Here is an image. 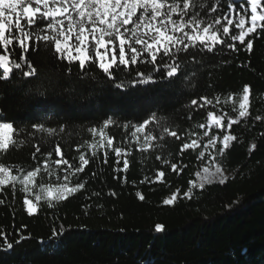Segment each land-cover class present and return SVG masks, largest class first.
Returning a JSON list of instances; mask_svg holds the SVG:
<instances>
[{
  "label": "trees",
  "instance_id": "obj_1",
  "mask_svg": "<svg viewBox=\"0 0 264 264\" xmlns=\"http://www.w3.org/2000/svg\"><path fill=\"white\" fill-rule=\"evenodd\" d=\"M204 2L202 15L207 18L227 13L231 0H221L215 13L208 8L216 6L215 0ZM242 3L236 0L238 9ZM257 32L246 37L253 40L251 52L238 41L237 50L217 44L208 51L198 45L178 54L181 68L175 77L153 72L147 84L121 89L98 68H89L84 75L75 65L57 60L43 44L26 57L37 75L25 77L28 68L19 61L21 50L16 48L12 58L22 68L14 69L8 81L0 80V122L26 129L16 139L34 135L25 145L0 153V163L18 177L39 165L36 186L83 183L84 187L66 199L50 201V207L49 200H35L21 191L19 182L15 187L13 182L0 185V264H264V31ZM132 67L145 71L143 64ZM117 76L141 78L136 72ZM244 86L250 88V114L239 117ZM201 97L213 103L200 107ZM193 99L197 105L191 104ZM209 112L224 117L223 127L210 126ZM153 116L180 138L165 134L153 142L154 147L141 151L130 135L131 125ZM109 119L115 123L106 133L115 138L113 147L123 149L121 156L107 147H97L93 156L87 145L100 137L94 138L88 129ZM230 119L236 121L231 128ZM34 124L64 126L66 132L48 136ZM148 129L159 137L155 121ZM206 131L219 140L211 163L219 164L228 176L223 183H205L201 188L197 173L206 166L201 148L181 149L193 139L207 143ZM223 135L236 139L221 155ZM57 143L72 168L49 164V175L43 162ZM37 145L45 155L37 153L34 159ZM81 154L89 163L76 172ZM59 158L53 154V160ZM124 160L129 162L126 170ZM161 171L165 175L158 178ZM173 195L175 201L165 205L163 201ZM25 199L35 202L31 214Z\"/></svg>",
  "mask_w": 264,
  "mask_h": 264
},
{
  "label": "snow or ice",
  "instance_id": "obj_2",
  "mask_svg": "<svg viewBox=\"0 0 264 264\" xmlns=\"http://www.w3.org/2000/svg\"><path fill=\"white\" fill-rule=\"evenodd\" d=\"M215 4L214 7L208 5L212 13L220 10L221 0H215ZM205 8L204 0H0V69H2L0 80L8 81L14 69L22 68L21 62L28 68L23 72L25 77L36 76L37 69L26 57L30 49L39 51L41 44L53 50L57 60L75 65L84 75L88 74L87 69L98 68L116 89L134 84H147L152 79L153 72L162 78L175 77L181 68L178 54L188 53L189 49H195L198 45L208 51H212L217 44H226L227 47L237 50L234 42L238 41L247 51L253 50V40L246 37L258 34V29L264 31V0H243L239 9L236 0H231L227 13L219 16L209 15L207 18L202 15ZM16 48L21 50L18 58L21 62L12 58ZM139 64L144 65L145 71L132 67ZM68 70L71 72V68ZM125 72L128 75L136 72L141 78L119 79L117 73ZM95 78L92 76V79ZM249 93V86H244L242 98L238 102L239 117L250 114ZM200 99L203 101L200 107L213 103L207 97ZM228 99L232 97L229 96ZM216 100L219 103V97ZM191 104L197 105L198 101L193 99ZM233 104V110L236 111V101H233ZM208 117L211 123L223 127L224 117L211 112L208 113ZM256 119L262 118L258 116ZM153 121L160 129L159 137L148 129V125ZM235 122L230 119L227 126L231 128ZM114 123L115 121L109 119L99 128L88 129L94 138L97 135L100 137L99 141L93 139L92 143L87 145L93 149V156L96 155L97 147L110 148L117 157L121 156L123 149L113 147L115 138L106 133L109 126ZM32 127L48 136L66 132L64 126L57 129L45 128L44 124H34ZM124 127L127 128L129 125ZM131 127L133 130L130 135L141 151H148L154 147L153 142L157 139L163 140L165 134L180 138L176 131L165 126L155 116ZM199 127L204 128L206 125L201 124ZM25 131L24 128L14 129L12 123L0 122V153H6L10 146L25 145L33 133H29L24 139L15 138ZM204 135L208 136V132L206 131ZM235 139V136L223 135V147L219 149V154L222 155ZM217 141L218 137L208 136V142L204 147L215 148ZM194 147H200L196 139L191 143H184L181 152ZM37 153H41L39 145L35 146L32 154L34 159ZM53 154L60 158L53 160ZM104 155L106 163L107 152ZM204 156L205 153L201 152L200 157ZM157 159L160 157L157 156ZM79 161L80 167L76 168V172H82L83 166L89 163L84 154L79 156ZM211 161H215V156L211 157ZM163 162L168 163L166 160ZM49 164L67 165L69 170L72 168L58 143L52 151L46 153L43 162V171L51 175ZM123 167L125 170L128 169L127 160H124ZM171 168L176 171L177 165L172 164ZM215 169V174L221 175L220 182L223 183L221 166L216 164ZM41 171L42 168L38 165L18 177L12 174V169L0 163V185L13 182L15 187V182H19L22 185L21 191L28 192L30 186H36V177ZM203 171L208 174L209 168L204 167ZM164 175L165 173L161 171L158 178ZM63 179L68 181V175ZM203 180L211 183L208 175H205ZM40 187L42 191L45 190L42 184ZM83 187V183H78L75 187H69L68 183H64L62 189H57V199H66L68 195ZM199 187L203 188L204 183L202 182ZM52 191L51 187L47 189L49 196L52 195ZM137 195L141 200L144 199L139 193ZM186 195L190 197L191 193ZM36 198L39 200L40 196ZM175 199L176 196L173 195L163 203L170 205ZM24 203L29 205L28 211L31 214L34 205L28 199H25ZM49 206H52L50 201ZM160 227L158 225L157 230H160ZM8 247L11 248L12 245L8 244Z\"/></svg>",
  "mask_w": 264,
  "mask_h": 264
},
{
  "label": "rangeland",
  "instance_id": "obj_3",
  "mask_svg": "<svg viewBox=\"0 0 264 264\" xmlns=\"http://www.w3.org/2000/svg\"><path fill=\"white\" fill-rule=\"evenodd\" d=\"M210 126H212L214 128H217V129L218 128L220 129V127L214 125L211 122H210ZM211 136H213V135H211ZM205 144H207V143L200 144L201 152L205 153V156L203 158H201V161L202 162H206V166H204V167H208L209 168V173L205 174L204 171L202 170L201 173H200V176L198 178V181H199L200 184L202 182L204 184L205 183H209V182L203 180V177L205 175H208V177L211 180V182H214V181L220 182L221 181V175L220 174H215V171H216L215 166L211 163V157L214 156V153L217 151V145L219 144V140L217 141V144H216L215 148H205L204 147ZM194 148H197V147H194ZM222 176H223V178L225 180L227 178L228 174L222 170ZM43 188L45 189L44 191L41 190L40 186H34V187L30 186V191H28V194H31L35 198V200H37V198H36L37 196H40L39 200H41V199H45V200H49V201L59 200V199H57V195H58L57 189H62V186L61 187L52 188L53 191H52V195L51 196H49L48 192H47V189L49 187H43ZM31 203H32V205H34V211H35V202L31 201ZM27 207L29 208V205H27Z\"/></svg>",
  "mask_w": 264,
  "mask_h": 264
}]
</instances>
